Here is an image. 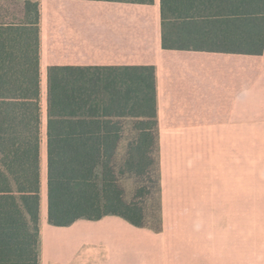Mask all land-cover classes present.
I'll return each instance as SVG.
<instances>
[{
	"label": "trees",
	"instance_id": "obj_1",
	"mask_svg": "<svg viewBox=\"0 0 264 264\" xmlns=\"http://www.w3.org/2000/svg\"><path fill=\"white\" fill-rule=\"evenodd\" d=\"M153 4L154 0H91ZM165 49L208 45L260 55L264 0H159ZM39 5L0 0V264H38L42 158ZM140 118L125 164L140 174L156 149L152 66H50L46 72L47 218L55 227L107 215L144 225L114 167L121 119ZM136 156L137 162L132 159Z\"/></svg>",
	"mask_w": 264,
	"mask_h": 264
},
{
	"label": "crops",
	"instance_id": "obj_2",
	"mask_svg": "<svg viewBox=\"0 0 264 264\" xmlns=\"http://www.w3.org/2000/svg\"><path fill=\"white\" fill-rule=\"evenodd\" d=\"M18 1L39 5L40 69L154 68L156 146L162 140L241 138L229 134L240 131L243 123H256L259 109L264 114V50L260 55L224 53L203 44L165 49L159 0L149 5L91 0ZM140 121L144 120H120L122 134L116 156L119 152L127 154L129 143L139 135L135 125ZM166 187L161 183V188ZM204 214L162 211L161 218L200 220ZM192 227L172 224L168 239L166 229L135 227L114 215L96 221L78 219L69 226L55 227L48 222L46 185L41 180L38 264H227L224 254L211 259L208 239L200 234L202 238L195 240Z\"/></svg>",
	"mask_w": 264,
	"mask_h": 264
},
{
	"label": "rangeland",
	"instance_id": "obj_3",
	"mask_svg": "<svg viewBox=\"0 0 264 264\" xmlns=\"http://www.w3.org/2000/svg\"><path fill=\"white\" fill-rule=\"evenodd\" d=\"M40 71L41 179L46 185L47 70ZM262 111L259 109L256 123H243L240 131L229 134L241 138L158 141L152 154L153 165L143 174L135 167H128L127 154L119 152L113 162L123 200L139 205L144 226L157 231L166 229L167 239L172 224L179 223L183 227L193 224L194 239L200 240L202 236L208 239L211 259L224 254L227 264H264ZM125 121L131 123L132 120ZM132 160L137 162L136 156ZM161 183L167 187L161 188ZM162 211L166 214L202 211L205 214L200 220H163Z\"/></svg>",
	"mask_w": 264,
	"mask_h": 264
}]
</instances>
